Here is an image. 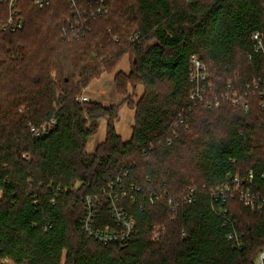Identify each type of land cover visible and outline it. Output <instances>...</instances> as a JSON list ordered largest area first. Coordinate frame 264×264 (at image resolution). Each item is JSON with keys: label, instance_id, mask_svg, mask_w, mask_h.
Segmentation results:
<instances>
[{"label": "trees", "instance_id": "16d2710c", "mask_svg": "<svg viewBox=\"0 0 264 264\" xmlns=\"http://www.w3.org/2000/svg\"><path fill=\"white\" fill-rule=\"evenodd\" d=\"M106 1L108 13L89 17L73 42L63 37L75 16L68 0L43 8L18 0L23 28L0 24V264H256L263 214L239 195L215 193L237 175L264 199V51H255L252 34L264 32V0ZM0 7L2 20L9 3ZM126 54L131 73H117L119 91L145 87L137 103L128 97L136 110L130 141L115 125L120 104L79 98ZM194 54L209 72L203 103L190 94ZM233 93H248V112L223 99ZM105 117L106 141L87 154ZM110 183L136 221L124 245L81 227L87 196L102 200L97 226L112 225ZM234 228L239 247L226 236Z\"/></svg>", "mask_w": 264, "mask_h": 264}, {"label": "built area", "instance_id": "2783aa9c", "mask_svg": "<svg viewBox=\"0 0 264 264\" xmlns=\"http://www.w3.org/2000/svg\"><path fill=\"white\" fill-rule=\"evenodd\" d=\"M9 3V13L8 17L5 19H2L0 21L1 27L4 30H9L15 32L18 29L23 28L24 26V18L21 16L20 11L17 7L18 0H2ZM36 6L43 8L45 6H48L52 3V0H31ZM86 1V0H85ZM84 0H68V3L70 5V8L73 9V12H75V16L73 20L68 21L65 26H63V37L70 42H73V40H79L81 36L84 34V28H82V25H86L88 22V18L92 17L95 18L100 13H108V3L106 0H87L85 2ZM88 5V7H85ZM253 34V40H254V48L256 52H260V50L264 51V32L263 31H257L252 33ZM130 39L133 41L139 39L138 34H133L130 36ZM190 65H191V71H190V79L194 82V87L191 89L190 94L191 98L198 100L200 102H204L205 98V91L210 87L211 85H207V81L209 80V72L207 64H205L204 61L201 60V58L194 54L190 58ZM255 87L258 88L259 83L255 81ZM247 95H241L239 93H233V95L227 94L223 97V99L230 100L232 104H239L241 105L245 112H248L250 106L249 101L247 100ZM80 101L87 102L90 101V98L87 97V95L82 94L80 97ZM219 101L216 100L214 104L208 103V107H218ZM45 125L41 128H36L35 126H32V132L34 131L36 134H41L44 129ZM229 178H231L229 176ZM233 179V178H231ZM253 170H250L248 174L247 180L251 183L253 181ZM115 185L114 183H110L109 188V204H108V211L110 212L111 218H112V225L107 227H99L97 226V220L99 215V206L102 203V200L97 196H87L86 197V204L83 211V216L80 220L81 227H83L86 234L101 243L104 244H110V243H120V244H126L132 240V237L136 233V221L135 218L124 209L120 205V197L112 193V190L114 189ZM104 193H107V189L102 190ZM195 187L190 188L186 193H184L182 200L185 203H190L194 200V194ZM226 194L237 196L239 195L240 200L243 202V204L247 207H249L253 211H258L261 214H263L264 218V205L262 204L264 202V199H262V196L258 193L252 192L251 190L244 188L241 183V178H239L237 175L234 177L233 180V186H230L228 184L220 187L217 189L215 195L224 197L226 200ZM227 195V196H228ZM152 202H154V198H151ZM169 209H171V212L173 213L172 216H174V213L177 211V204H175L174 200H169ZM160 230H163L161 226L156 227L157 233H159ZM227 238L229 240H232L234 242V245L239 247L243 244L242 235L239 231H237L235 228L232 229L231 232H229L227 235ZM5 263H8L9 260H4ZM256 264H264V248L259 252L257 258H256Z\"/></svg>", "mask_w": 264, "mask_h": 264}, {"label": "crops", "instance_id": "0c3cea01", "mask_svg": "<svg viewBox=\"0 0 264 264\" xmlns=\"http://www.w3.org/2000/svg\"><path fill=\"white\" fill-rule=\"evenodd\" d=\"M126 74L131 73L130 55L126 54L118 63L117 69L114 72L104 71L99 77L91 80L89 87L84 91L90 100L97 101L106 106H113L120 104L119 118L115 125L118 134L124 141H130L133 134V127L136 118V110L128 104V97L134 89L132 85L128 86L126 94L119 91L115 78L118 72ZM140 86V85H139ZM137 86V88H139ZM140 89V88H139ZM108 119L101 118L99 120V128L88 140L86 146V153L92 154L96 151L97 147L105 142L107 135Z\"/></svg>", "mask_w": 264, "mask_h": 264}, {"label": "rangeland", "instance_id": "374dc122", "mask_svg": "<svg viewBox=\"0 0 264 264\" xmlns=\"http://www.w3.org/2000/svg\"><path fill=\"white\" fill-rule=\"evenodd\" d=\"M109 5V4H108ZM3 14V9L0 7V17L2 16ZM110 15V14H109ZM5 19V18H4ZM1 21V20H0ZM139 86V85H138ZM140 88V89H139ZM139 88H134L131 93L129 94V101L132 102V104H135L137 103L140 98L143 96V93L145 91V87L144 85L140 84ZM159 236V233L157 232H153L152 233V238H156Z\"/></svg>", "mask_w": 264, "mask_h": 264}]
</instances>
